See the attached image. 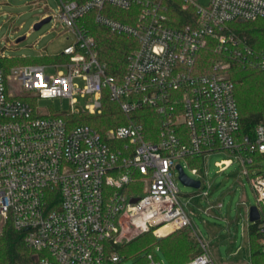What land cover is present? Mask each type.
<instances>
[{"label":"built area","instance_id":"2783aa9c","mask_svg":"<svg viewBox=\"0 0 264 264\" xmlns=\"http://www.w3.org/2000/svg\"><path fill=\"white\" fill-rule=\"evenodd\" d=\"M58 2L56 19L75 36L57 55L66 60L8 67L0 55V234L11 222L35 264H167L157 251L127 257L117 248L146 233L165 238L191 227L177 161L229 151L257 196L260 219L251 224L264 253V123L243 133L231 76L233 63L253 67L264 85V49L229 26L264 19V0ZM90 17L135 41L120 79L98 58ZM208 48L219 58L206 71L200 56ZM106 94L128 123L105 133L78 124L102 114ZM56 99L68 100L69 109L38 107ZM143 109L159 116L157 142L135 115ZM230 165L217 163L220 171ZM199 242L200 254L186 264H217Z\"/></svg>","mask_w":264,"mask_h":264},{"label":"rangeland","instance_id":"374dc122","mask_svg":"<svg viewBox=\"0 0 264 264\" xmlns=\"http://www.w3.org/2000/svg\"><path fill=\"white\" fill-rule=\"evenodd\" d=\"M46 15L54 18L40 30H34L35 24ZM58 15V0H0V55L21 65V61L35 57L62 54L75 42V36L56 19ZM20 38L24 40L17 42ZM38 107L43 112H63L69 109V101L40 100ZM223 160H230L231 165L220 171L217 163ZM177 163L189 177L202 183L200 190H196L185 186L176 175L180 201L198 227L211 257L217 264H251L248 217L250 208L257 204V196L241 161L229 151L215 152L204 158L203 168L197 174L187 160L180 159ZM262 167L264 170V163ZM250 171L253 174L254 169ZM192 240L201 252L199 240L195 236ZM160 248L163 246L157 243L155 251L169 264Z\"/></svg>","mask_w":264,"mask_h":264},{"label":"trees","instance_id":"16d2710c","mask_svg":"<svg viewBox=\"0 0 264 264\" xmlns=\"http://www.w3.org/2000/svg\"><path fill=\"white\" fill-rule=\"evenodd\" d=\"M84 2L85 0H76ZM178 10L179 24L185 23V18ZM126 21V19L123 18ZM87 26L89 32L95 37L97 43V55L100 62L105 65L109 76L120 79L124 74L126 60L135 41L127 39L124 36L111 33L107 29L96 25L89 19ZM230 29L246 39L255 50L264 49V19L250 22L231 23ZM219 57L208 48L202 51L200 56V65L204 70H208L210 65ZM28 59V58H23ZM51 60H66L65 57L39 56L29 61H21L23 64H44ZM26 62V63H23ZM29 62V63H28ZM5 64L14 66L17 62L14 59L5 61ZM231 76L235 82V93L239 105L241 116V128L244 134L251 135L258 124L264 123V85L261 72L253 67H244L241 64L233 63ZM140 123L145 127L147 139L157 142L160 138V120L159 116L151 109H143L135 114ZM78 124H89L105 133L111 128H115L128 123L127 117L121 110L119 103L113 102L106 94L103 98V112L98 116L83 115L76 119ZM193 169L202 168V159L198 158L189 162ZM172 236H178L169 240ZM192 229L187 227L176 231L165 238H157L153 233H146L132 243L117 248L120 254L127 257H134L144 252L155 251L157 243L163 248L165 257L169 264H186L198 250L192 240ZM251 264H264V253L258 243V235L255 225H250L248 230ZM158 257L159 254H156ZM143 262V259H142ZM0 264H35L34 253L27 247L25 235L18 232L11 222L5 226L0 234Z\"/></svg>","mask_w":264,"mask_h":264},{"label":"water","instance_id":"95a60500","mask_svg":"<svg viewBox=\"0 0 264 264\" xmlns=\"http://www.w3.org/2000/svg\"><path fill=\"white\" fill-rule=\"evenodd\" d=\"M52 20L51 16H48L47 18H44L34 26V30H40L45 24L49 23ZM24 40V38H20L17 40V42H20ZM177 171H178V178L179 180L188 187L194 188L196 190H200L202 183L200 180L193 179L189 177L182 165L177 166ZM260 219V213L258 211V208L256 206H252L249 210V221L250 223L257 222Z\"/></svg>","mask_w":264,"mask_h":264},{"label":"crops","instance_id":"0c3cea01","mask_svg":"<svg viewBox=\"0 0 264 264\" xmlns=\"http://www.w3.org/2000/svg\"><path fill=\"white\" fill-rule=\"evenodd\" d=\"M202 159V168H203V160L204 158H201ZM197 170H200V169H197ZM249 219V217H248ZM251 223L249 221V226H248V230H249V227H250ZM191 229H192V235L195 236L198 240H200V232L198 230V227L196 226V224L194 223L193 219L191 218ZM200 254V250H197L195 255H193L192 257L196 256Z\"/></svg>","mask_w":264,"mask_h":264}]
</instances>
